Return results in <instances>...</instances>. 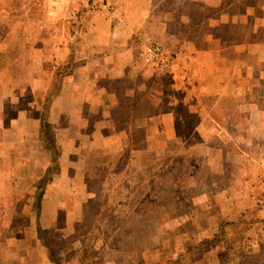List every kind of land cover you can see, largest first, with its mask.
Listing matches in <instances>:
<instances>
[{"label":"rangeland","instance_id":"1","mask_svg":"<svg viewBox=\"0 0 264 264\" xmlns=\"http://www.w3.org/2000/svg\"><path fill=\"white\" fill-rule=\"evenodd\" d=\"M57 1H88L109 14L117 10L111 0H46L50 7H55ZM149 1L156 22H165L170 33L195 42L202 35L219 34L227 70L232 61L227 47L242 40L243 27L225 26L219 31L213 23L228 10L247 19L250 14L242 10L243 3L256 0ZM257 2L262 8L251 12L260 17L264 0ZM50 7L51 16L54 10ZM60 7L62 19L72 21V10ZM246 29L249 30L247 26ZM66 32L73 33L70 24ZM152 42L164 49L165 65L157 69L143 58L155 73L169 75L172 51L160 35L151 34L140 41L139 54L143 45ZM255 61L249 57L243 62L256 71L251 75L253 79L260 75ZM76 64L71 60L65 67L60 64L53 70L48 92L40 103L41 112H46L58 91L60 77ZM162 80L163 85L170 83L167 77ZM241 83L246 87L240 91L239 107L232 99L222 101L221 109L229 113V122L217 126L211 121L200 122L196 116L189 123L180 121L172 138L165 134L168 122L157 127L161 131L156 136L148 126L125 123L129 136L122 139L115 136L117 132L115 139L99 137L92 122L83 124L78 139L57 138L54 128L43 127L41 122L43 143L48 139L55 151L56 145L71 150L72 144H77L80 152L62 155L61 160L57 157L53 162L51 149L54 166L47 171H30L32 221L36 224L42 220L45 227L36 237L32 234L33 248L38 240L45 244L33 250L37 262L40 264L43 253L50 264H264V171L243 169L238 153L245 147L244 131L261 126L259 121L250 122L249 117L251 104L264 96V78L261 86L244 79ZM214 97L209 95L202 102L211 103ZM25 145H29L26 140ZM248 177L256 178L244 182ZM41 187L49 194L46 199L41 197ZM21 188L22 193L25 188L29 190L28 186ZM25 196L18 202L22 216L17 224H23L24 204H29L24 202ZM54 222L58 231L47 229Z\"/></svg>","mask_w":264,"mask_h":264},{"label":"crops","instance_id":"2","mask_svg":"<svg viewBox=\"0 0 264 264\" xmlns=\"http://www.w3.org/2000/svg\"><path fill=\"white\" fill-rule=\"evenodd\" d=\"M111 2L117 7L112 14L88 1H57L55 7H50L46 0H0V264H39L33 250L45 245L41 240L34 248L32 244V234L36 237L45 227L42 220L36 224L32 221L30 171H47L54 166L50 151L40 139V103L56 66L65 67L71 60L77 63L60 77L58 91L46 108V122L57 138H80L83 124L88 122L96 124L99 137L113 139L129 136L125 123L148 126L156 136L161 131L157 127L168 122L165 134L169 138L176 136L180 121L189 123L196 116L200 122L211 121L219 126L231 120L229 113L221 109L222 101L232 99L236 106L241 104L240 91L246 87L242 79L263 84L264 12L260 17L251 12L262 8L257 0L243 3L242 10L250 14L247 19L228 10L213 23L219 31L225 26L243 27L242 40L227 47L232 59L227 70L219 34L202 35L199 42L187 40L167 31L165 22H156L149 0ZM48 6L54 10L51 16ZM60 6L72 10V21L62 19ZM68 24L72 34L66 32ZM151 34L160 35L172 51L169 75L155 73L139 54L140 41ZM249 57L258 64L257 79L251 77L256 73L254 68L243 63ZM163 77L169 78L168 86L162 84ZM209 95L215 96L214 101L202 102ZM251 106L249 121H259L261 126L244 131L245 147L238 152L240 164L243 169L264 171V96ZM115 132L119 134L114 136ZM56 148L58 161L62 155L80 152L77 144H72L71 150ZM22 186H28V192L27 188L20 192ZM40 190L46 199L49 194H45V187ZM24 195L30 208L24 204L23 224H17L22 216L18 202ZM48 228L58 231L59 227L54 222ZM40 256V264H50L43 253Z\"/></svg>","mask_w":264,"mask_h":264},{"label":"built area","instance_id":"3","mask_svg":"<svg viewBox=\"0 0 264 264\" xmlns=\"http://www.w3.org/2000/svg\"><path fill=\"white\" fill-rule=\"evenodd\" d=\"M142 55L149 59L152 66L157 69L163 68L166 62V53L164 49L157 43H149L143 45Z\"/></svg>","mask_w":264,"mask_h":264},{"label":"trees","instance_id":"4","mask_svg":"<svg viewBox=\"0 0 264 264\" xmlns=\"http://www.w3.org/2000/svg\"><path fill=\"white\" fill-rule=\"evenodd\" d=\"M63 74H65V73L63 72ZM41 122L43 124V127L49 128V124L46 122V112H42ZM43 141H44V144H45L47 150L50 151L52 149V152L51 151L50 152H51L52 160L54 158L53 162H55L56 158L58 157V152L55 151L54 144L50 143V141L48 139H47V141H45V140H43Z\"/></svg>","mask_w":264,"mask_h":264}]
</instances>
